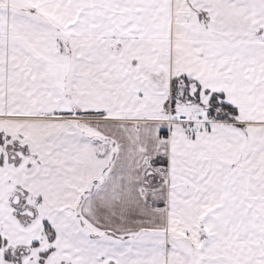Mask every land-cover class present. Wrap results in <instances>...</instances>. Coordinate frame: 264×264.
Instances as JSON below:
<instances>
[{
  "label": "snow or ice",
  "instance_id": "snow-or-ice-1",
  "mask_svg": "<svg viewBox=\"0 0 264 264\" xmlns=\"http://www.w3.org/2000/svg\"><path fill=\"white\" fill-rule=\"evenodd\" d=\"M0 264H264V0H0Z\"/></svg>",
  "mask_w": 264,
  "mask_h": 264
}]
</instances>
